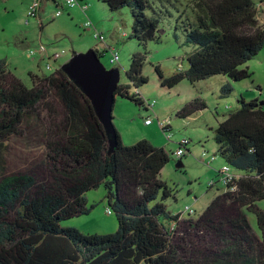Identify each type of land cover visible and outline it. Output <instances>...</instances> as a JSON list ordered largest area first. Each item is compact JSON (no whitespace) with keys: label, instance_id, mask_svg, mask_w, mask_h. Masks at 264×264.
Instances as JSON below:
<instances>
[{"label":"trees","instance_id":"trees-1","mask_svg":"<svg viewBox=\"0 0 264 264\" xmlns=\"http://www.w3.org/2000/svg\"><path fill=\"white\" fill-rule=\"evenodd\" d=\"M99 1L111 11L129 7L132 13L129 36L137 40L138 48L131 53L126 70L128 82H119L116 95L146 108L138 89L148 82L143 74L147 47L151 40L160 39V9L170 12L163 2L174 6V0ZM184 1L194 14V21H183L185 42L194 48L187 55L186 68L179 66V71L165 77L156 66L162 85L172 88L184 79L195 83L226 75L229 80L221 87V97H228L236 89L232 83L253 77L248 64L264 49V24L258 19L257 2ZM76 4L82 5L74 0L71 6ZM81 7L85 11L88 5ZM95 50L100 57L104 55ZM31 75L33 85L28 87L8 67L7 60L0 58V140L17 132L24 119L54 95L67 111L70 147L56 149L67 157L57 169L63 182L56 188L53 182L41 181L33 174L0 180V264H191L171 240L170 224L180 214L170 213L164 202L172 195L160 176L170 160L168 151L146 138L128 145L117 130L115 149L109 153L104 126L74 80L63 69ZM133 87L137 90L132 91ZM207 106L206 100L197 96L187 101L178 115L188 117ZM163 130H170V126ZM215 141L218 154L241 174L236 183L238 190L226 195L234 196L241 207L264 200V106L260 100H248L240 94L238 106L215 128ZM64 172L83 177L70 182ZM55 179L59 183L57 175ZM101 185L107 190L109 209L117 217L118 229L88 234L63 225L64 220L91 211L94 205L88 206L86 193ZM255 214L262 231L264 210ZM230 234L236 239V232Z\"/></svg>","mask_w":264,"mask_h":264},{"label":"rangeland","instance_id":"rangeland-1","mask_svg":"<svg viewBox=\"0 0 264 264\" xmlns=\"http://www.w3.org/2000/svg\"><path fill=\"white\" fill-rule=\"evenodd\" d=\"M34 1L0 0V58L7 60L8 67L25 85H33L32 73L56 72L74 53L91 48L104 53L101 61L107 68L119 69L120 83L128 82L126 70L131 53L138 48L137 40L129 36L133 23L129 7L111 11L102 1L80 0L82 5H88L83 11L82 5L71 6L68 0H58V5L53 0H41L37 15L28 17ZM255 1L257 5L263 2ZM163 3L171 13L159 8L162 11L160 39L148 44V58L143 67L148 82L138 89L147 109L116 95L113 122L126 144L146 138L170 154L160 176L172 190V195L164 202L170 213L180 214L178 220L170 224L171 240L191 264H264V224L261 231L255 214L257 210H264V200L241 207L234 196L226 195L236 190L231 191L230 185L220 180L218 173L225 170L227 163L218 154L215 141V128L238 106L240 94L248 100L260 97L264 106V49L248 64L253 77L231 82L236 89L228 97H221V87L229 80L226 75L211 76L195 83L184 79L172 88L164 86L156 66L165 77L179 71V66L187 67V55L194 46L185 42L182 25L187 18L194 21V14L184 0H174V6ZM263 7L258 8L262 24ZM58 10L62 13L57 14ZM87 21L92 24L87 25ZM97 31L104 39L95 37ZM39 42L47 45L49 54L60 52L59 62H52L48 68L41 53L35 51ZM112 50L120 55L116 64L110 62ZM197 96L206 100L207 108L188 117L178 115L182 106ZM151 102L155 105L150 106ZM150 117L153 122L147 124L145 120ZM66 120L65 106L50 95L37 107V112L24 119L17 132L0 140V180L16 174H33L41 181L53 182L55 188L62 183L63 177L57 169H61L67 157L56 149L70 147ZM162 123L170 126V130H163ZM180 142L186 143L182 155L177 153L183 146ZM181 160L183 166L177 167ZM56 175L59 183H55ZM64 175L70 182L83 177V174L69 172ZM214 179L216 183L210 187ZM86 195L88 206L94 205L91 211L64 220L62 224L88 234L115 232L119 224L115 213L108 211L104 185L89 190ZM215 198L213 207L208 210ZM233 232L236 239L230 237Z\"/></svg>","mask_w":264,"mask_h":264},{"label":"water","instance_id":"water-1","mask_svg":"<svg viewBox=\"0 0 264 264\" xmlns=\"http://www.w3.org/2000/svg\"><path fill=\"white\" fill-rule=\"evenodd\" d=\"M62 69L90 99L108 135L109 153H112L117 136V128L113 122V107L121 77L119 69L107 68L94 48L74 53L68 62L62 64ZM176 166L182 167V160Z\"/></svg>","mask_w":264,"mask_h":264},{"label":"built area","instance_id":"built-area-1","mask_svg":"<svg viewBox=\"0 0 264 264\" xmlns=\"http://www.w3.org/2000/svg\"><path fill=\"white\" fill-rule=\"evenodd\" d=\"M68 1H69L70 5L74 4V0H68ZM39 5H41V0H35L34 3L32 4V6L29 9V12H28L29 13V15H28L29 17H33V16L37 15ZM60 13H61V11H57V14H60ZM88 24H89V22H88ZM95 37L97 39H104V36L102 34H100V32H98V31L95 33ZM35 51L36 52L38 51L39 53H41V55L43 56V59L46 60V65H47L48 68L51 67V63L52 62H55V61H56V63L59 62V58L61 57V53L58 52V51L54 52L53 54H49L47 45L44 44L43 42H39L38 43L37 48L35 49ZM112 52H113V56H111L110 62L113 63V64H116V62L119 61V59H120V55H119V53L117 51L112 50ZM154 102H151L150 106L151 105H155ZM148 107H149V105H148ZM145 122L147 124H151L153 122V118L152 117L147 118L145 120ZM162 125L167 126V124H165V123H162ZM180 145H183V146L178 148L177 153L182 155V153H183V149L182 148L185 147L186 143L184 142V143H181ZM226 166L224 168L225 169L224 171L218 173V175L220 176V180L222 181V183H224V184H226L228 186L230 185V190L231 191H233V190L237 191L238 190V186L236 185V183H237V181H238V179L240 178L241 175L237 171L233 170L230 165L226 164ZM226 169H227V171H226ZM215 183H216V180L214 179L210 183V185L214 186ZM186 209L189 212H193V209L191 207H187ZM108 211L111 212V210L109 208H108Z\"/></svg>","mask_w":264,"mask_h":264},{"label":"crops","instance_id":"crops-1","mask_svg":"<svg viewBox=\"0 0 264 264\" xmlns=\"http://www.w3.org/2000/svg\"><path fill=\"white\" fill-rule=\"evenodd\" d=\"M261 3H262V4H261ZM263 3H264V0H263V2H262V1H260V3H258V5H257V6H258V8H260V10H262V8H261V7H262V5L264 6V4H263ZM263 8H264V7H263ZM235 88H236V87H235ZM256 98L260 99V97H256Z\"/></svg>","mask_w":264,"mask_h":264},{"label":"bare ground","instance_id":"bare-ground-1","mask_svg":"<svg viewBox=\"0 0 264 264\" xmlns=\"http://www.w3.org/2000/svg\"><path fill=\"white\" fill-rule=\"evenodd\" d=\"M181 144V142L179 143V145Z\"/></svg>","mask_w":264,"mask_h":264}]
</instances>
